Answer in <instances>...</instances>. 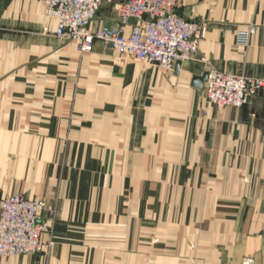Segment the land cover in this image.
Segmentation results:
<instances>
[{"label":"crops","instance_id":"crops-1","mask_svg":"<svg viewBox=\"0 0 264 264\" xmlns=\"http://www.w3.org/2000/svg\"><path fill=\"white\" fill-rule=\"evenodd\" d=\"M122 1L92 27L115 25ZM177 11L207 34L166 71L98 40L80 53L43 0H0L16 19L0 24V198L56 208L52 244L0 264H264V90L218 108L193 85L211 69L264 77V0Z\"/></svg>","mask_w":264,"mask_h":264},{"label":"built area","instance_id":"built-area-1","mask_svg":"<svg viewBox=\"0 0 264 264\" xmlns=\"http://www.w3.org/2000/svg\"><path fill=\"white\" fill-rule=\"evenodd\" d=\"M46 13L56 20L55 34L75 40L82 53L101 41L111 50L169 71L177 62L194 60L207 34V24L181 16L179 0H123L117 7L115 25L92 27L104 0H44ZM256 32L251 26L239 33L238 42L248 44ZM264 90V77L208 71L205 92L218 108L241 107ZM56 208L44 199L20 194L0 198V256L44 251L43 235L51 233ZM243 264H255L253 258Z\"/></svg>","mask_w":264,"mask_h":264},{"label":"water","instance_id":"water-1","mask_svg":"<svg viewBox=\"0 0 264 264\" xmlns=\"http://www.w3.org/2000/svg\"><path fill=\"white\" fill-rule=\"evenodd\" d=\"M181 65V62H177V67ZM208 78V72H205L202 76H195L193 78V85L196 87H202Z\"/></svg>","mask_w":264,"mask_h":264},{"label":"rangeland","instance_id":"rangeland-1","mask_svg":"<svg viewBox=\"0 0 264 264\" xmlns=\"http://www.w3.org/2000/svg\"><path fill=\"white\" fill-rule=\"evenodd\" d=\"M119 4H120V2H119ZM119 4H118V5H119ZM43 7H44V14H45V17H46V18H52V17H49V16L47 15V13H46V7H45V1H44V0H43ZM117 7H118V6H117ZM116 12H117V8H116ZM11 19L13 20V22H16V19H13V18L11 17L10 19H6V18H4L2 21H1V19H0V24L6 22V20L11 21ZM52 19H54V18H52ZM31 23H32V22H31ZM46 30H47V28H46ZM54 35H55L58 39H60V40H62V41H68V42H75V43H76L75 40H66V39H63V38L58 37V36L55 34V31H54ZM77 50H78V48H77ZM78 52H80V51L78 50ZM80 53H82V52H80Z\"/></svg>","mask_w":264,"mask_h":264}]
</instances>
